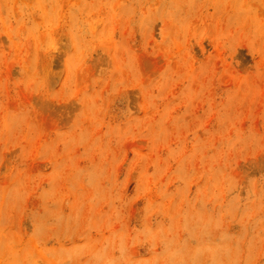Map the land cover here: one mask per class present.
I'll return each instance as SVG.
<instances>
[{
  "label": "rangeland",
  "instance_id": "374dc122",
  "mask_svg": "<svg viewBox=\"0 0 264 264\" xmlns=\"http://www.w3.org/2000/svg\"><path fill=\"white\" fill-rule=\"evenodd\" d=\"M0 264H264V0H0Z\"/></svg>",
  "mask_w": 264,
  "mask_h": 264
}]
</instances>
